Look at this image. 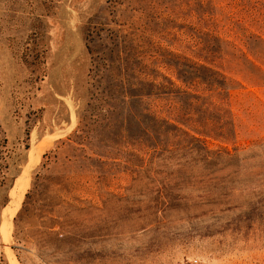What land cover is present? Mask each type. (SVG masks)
I'll return each instance as SVG.
<instances>
[{"label": "rangeland", "instance_id": "obj_1", "mask_svg": "<svg viewBox=\"0 0 264 264\" xmlns=\"http://www.w3.org/2000/svg\"><path fill=\"white\" fill-rule=\"evenodd\" d=\"M0 264H264V0H0Z\"/></svg>", "mask_w": 264, "mask_h": 264}, {"label": "water", "instance_id": "obj_2", "mask_svg": "<svg viewBox=\"0 0 264 264\" xmlns=\"http://www.w3.org/2000/svg\"><path fill=\"white\" fill-rule=\"evenodd\" d=\"M14 185H15V181L12 183L10 190L14 187Z\"/></svg>", "mask_w": 264, "mask_h": 264}]
</instances>
